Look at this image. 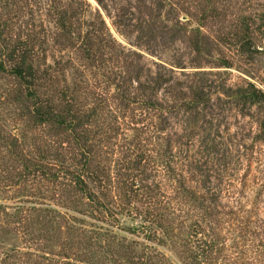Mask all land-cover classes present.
Here are the masks:
<instances>
[{
	"label": "rangeland",
	"instance_id": "obj_1",
	"mask_svg": "<svg viewBox=\"0 0 264 264\" xmlns=\"http://www.w3.org/2000/svg\"><path fill=\"white\" fill-rule=\"evenodd\" d=\"M1 5L0 26L9 24L8 37L37 32L46 41L45 51L39 50L41 69L62 89L75 79L92 92L88 107L103 100L101 121L112 122V114L124 109L112 99L116 90L108 76L125 80L123 90L140 101L125 108L126 121L118 113L113 126L121 128L109 142L104 138L103 164L111 180L90 186L95 199L112 203L113 216L95 211L69 175L44 181L41 199L34 196L38 181H0V264H130L126 254L132 249L150 253L144 257L148 264H264V106L231 96L250 83L264 92V0ZM60 11L68 12L70 35L58 27ZM242 38L251 40L253 57L241 51ZM88 39L95 52L105 45L95 63L84 47ZM161 72L171 82L159 88L160 103L150 111L140 86ZM16 86L0 73V127L12 131L18 111L4 98ZM201 92L208 102H195ZM44 134L29 129L26 155L45 145ZM164 150L175 157L168 160ZM7 152L0 146L2 165L13 162ZM126 172L128 180L145 184L141 191L121 179ZM25 200L30 208L43 207L41 202L52 207L48 221L45 213L25 208L17 215L16 205Z\"/></svg>",
	"mask_w": 264,
	"mask_h": 264
},
{
	"label": "trees",
	"instance_id": "obj_2",
	"mask_svg": "<svg viewBox=\"0 0 264 264\" xmlns=\"http://www.w3.org/2000/svg\"><path fill=\"white\" fill-rule=\"evenodd\" d=\"M9 1L0 0V3L4 2L6 4ZM3 7L4 5L0 6V8ZM56 13L58 15L59 29L66 35H70L72 33V25H66L68 12L60 11ZM73 17L75 16L73 15ZM8 26L7 22L2 23V26H0V73L16 81L17 86L11 88L4 99L15 106L18 112L15 114L17 116L15 120L17 127L15 126L13 131L8 130L5 126L0 127V146L5 145L8 148L7 153L12 157L13 161L11 162L9 159L4 161L3 165L0 163V181L8 182L11 180L16 183L27 182L30 179L38 181L39 192L34 194V196L41 199L44 194L40 187H42L44 181H58L60 177H63L60 173L69 175L73 181V188L86 195L90 202L93 203L92 208L94 207L95 211L111 216L114 212L111 209L112 203H104L100 199H95L90 186L91 184H98L99 187L104 186L107 180L105 177H110L109 181L111 180L112 176L107 173V169L103 164L104 153H108V147L103 144V141L106 138L108 139L107 142H109L110 139L114 138V132H118V129L121 128L120 125L117 127L113 126V119L116 123L119 119L118 113L124 117L125 121L127 117H130V115L125 114L126 109H129L132 103L140 101L137 98V94L127 92L126 89L123 90V84L126 83L125 80L123 83L120 78L118 80V78L108 76L109 83L116 90L115 94L112 95V99H119L124 105V109L118 110L117 113L115 112L116 115L115 113L112 114V122L106 124L100 119L106 113V107L101 104L103 100L98 99V102L94 101L95 105L88 107L86 102L93 94L92 92H88L75 79L70 81L69 84L71 85H67L65 89H62L60 85H56L57 80L51 76L47 69H41L39 50L45 51L44 45L46 41L41 40L40 42V38L34 30L27 32L25 38L12 41L8 37ZM98 40V43H100L102 40L100 36ZM237 44H239L243 53L253 57L255 50L252 48L250 39H239ZM84 47L89 52L88 59L95 63L99 61V55L103 54L105 45L99 44V48L95 52L94 45L88 39ZM169 82H171V79L161 72L153 77L151 83L140 86L141 91L146 93L148 100L144 104H148L150 111L160 103L155 98L157 91L162 85ZM231 96H237L243 103L264 106V92L251 83L246 87L239 88ZM95 98L96 95H94L93 99L95 100ZM195 98L197 103L201 99L204 102L209 101L208 94L205 92L197 94ZM108 100L110 101L109 97ZM111 109L108 112H111ZM19 123L22 124L19 125ZM32 127L40 128L45 132L42 138L45 145L38 144L36 154L30 152L26 155L22 146L25 147L28 131ZM94 127L96 129H93ZM39 139L38 137L36 138V140ZM164 154L167 155L170 161L175 157L170 150H164ZM66 157L69 158L70 163L64 161ZM52 161L55 164H51ZM58 162L62 164L59 165ZM65 163L70 167L66 166ZM52 168H57V170L52 171ZM126 174L118 173L119 177ZM128 176H130V173L121 179L126 181V185L130 183L135 189L134 191H141L145 184L128 180ZM147 186L149 189L151 188L150 185ZM25 195L21 194L20 196L24 197ZM26 203H30V200L19 202L16 205L17 210H15V213L17 215H22L21 210L25 208L27 211H33L36 214L38 212L45 213L44 218L47 220L50 212L54 210L44 202H41L43 205L41 208L39 206L30 208ZM119 206L120 204H118ZM146 213L150 215L149 211H146ZM49 222L53 223L54 219L49 220ZM46 224L45 220H43L42 225L45 227ZM136 229L130 228L128 230ZM135 251V249H132L126 254L127 259L131 262L130 264H148L144 257L145 255L150 256V253L144 252L140 255L136 254Z\"/></svg>",
	"mask_w": 264,
	"mask_h": 264
}]
</instances>
